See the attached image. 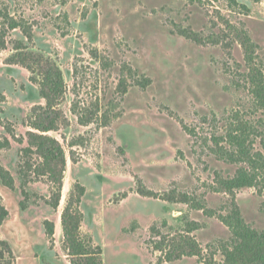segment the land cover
Returning a JSON list of instances; mask_svg holds the SVG:
<instances>
[{"label":"rangeland","instance_id":"374dc122","mask_svg":"<svg viewBox=\"0 0 264 264\" xmlns=\"http://www.w3.org/2000/svg\"><path fill=\"white\" fill-rule=\"evenodd\" d=\"M0 28V164L16 178L15 190L0 182L10 213L0 238L16 264H71L62 213L78 183L81 230L102 246L105 264H199L166 255L186 235L205 253L228 239L236 222L220 215L232 200L264 230V194L223 191L219 180L239 164L218 153L237 127L262 149L264 0H0ZM54 67L64 84L58 129L48 134L67 153L62 200L48 204L52 185L40 177L23 210L18 167L39 161L25 151L27 133ZM46 219L56 224L52 240Z\"/></svg>","mask_w":264,"mask_h":264},{"label":"trees","instance_id":"16d2710c","mask_svg":"<svg viewBox=\"0 0 264 264\" xmlns=\"http://www.w3.org/2000/svg\"><path fill=\"white\" fill-rule=\"evenodd\" d=\"M17 26L18 23L12 21L10 27L16 28ZM5 32L0 28V49L6 48L7 45ZM45 71L41 93L48 102L43 107V112L37 114L32 122L35 130L28 131V147L25 149L26 152L37 155L39 161L32 163L28 160L18 167L23 194L20 207L23 210H26L31 202L30 193L27 190L28 184L40 177H46L52 185L48 204L58 209L62 200L67 153L61 141L48 133L58 129L56 106L64 83L58 68L51 69L54 73ZM47 72H49L48 75ZM256 95L264 107V82L257 83ZM250 136L242 128L231 129L224 137L229 144H227L228 147L226 146L227 149L221 147L218 150L219 155L226 161L239 164L233 176L219 180L221 189L225 192L233 193L235 189L255 187L264 194V127L261 131L262 149H255V139L250 140ZM26 166L32 173H29ZM0 182L8 189H16L15 176L1 164ZM74 192L62 213L64 244L67 254L71 257V264H105L102 257V246L96 244L92 237L84 235L81 230L83 213L80 206L86 188L78 183ZM199 207L204 209L203 205ZM9 214L6 206L0 205V223H3ZM212 214L215 213L212 212ZM220 217L233 219L236 222V229L228 239H220L216 241V244H210V252L205 253L195 239L186 235L173 247L172 251L167 253L166 258L171 261L184 256H197L199 264H264V230L247 224L234 200L230 203L228 215H220ZM43 224L48 239L52 240L56 231L55 222L46 219ZM218 252H221L223 256L221 262L215 257ZM0 264H16L14 250L10 242L3 238H0ZM45 264L52 263L46 262Z\"/></svg>","mask_w":264,"mask_h":264}]
</instances>
